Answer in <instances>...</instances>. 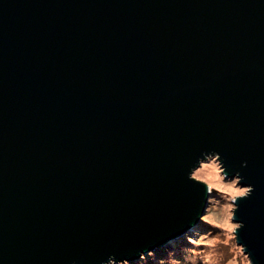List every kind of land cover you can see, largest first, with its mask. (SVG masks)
Masks as SVG:
<instances>
[{
  "label": "water",
  "instance_id": "1",
  "mask_svg": "<svg viewBox=\"0 0 264 264\" xmlns=\"http://www.w3.org/2000/svg\"><path fill=\"white\" fill-rule=\"evenodd\" d=\"M212 151L264 264V0H0V264L168 244Z\"/></svg>",
  "mask_w": 264,
  "mask_h": 264
},
{
  "label": "clouds",
  "instance_id": "2",
  "mask_svg": "<svg viewBox=\"0 0 264 264\" xmlns=\"http://www.w3.org/2000/svg\"><path fill=\"white\" fill-rule=\"evenodd\" d=\"M188 179L205 186L206 204L198 223L182 237L168 242L166 255L157 256L155 250L149 249L146 253L141 251L138 260L129 261L117 260L113 253L101 264H254L247 245L239 241L244 223L236 219L239 200L249 197L254 186L241 183L244 177L239 172L229 178L216 151L203 153Z\"/></svg>",
  "mask_w": 264,
  "mask_h": 264
},
{
  "label": "trees",
  "instance_id": "3",
  "mask_svg": "<svg viewBox=\"0 0 264 264\" xmlns=\"http://www.w3.org/2000/svg\"><path fill=\"white\" fill-rule=\"evenodd\" d=\"M156 251V253H157V256H160V255H166V252H164V248L163 249H156L155 250ZM177 255H179V252H177ZM136 260H138V259H135V260H130V261H136Z\"/></svg>",
  "mask_w": 264,
  "mask_h": 264
},
{
  "label": "rangeland",
  "instance_id": "4",
  "mask_svg": "<svg viewBox=\"0 0 264 264\" xmlns=\"http://www.w3.org/2000/svg\"><path fill=\"white\" fill-rule=\"evenodd\" d=\"M182 236H183V234H182L180 237H182ZM174 240H175V239H174ZM166 245H168V244H166ZM166 245H162V246H160L159 249H160V248H161V249L165 248ZM156 249H158V248H156ZM156 249H155V250H156ZM138 259H139V258H138Z\"/></svg>",
  "mask_w": 264,
  "mask_h": 264
},
{
  "label": "bare ground",
  "instance_id": "5",
  "mask_svg": "<svg viewBox=\"0 0 264 264\" xmlns=\"http://www.w3.org/2000/svg\"><path fill=\"white\" fill-rule=\"evenodd\" d=\"M190 227H191V226H190ZM190 227H189V228H190Z\"/></svg>",
  "mask_w": 264,
  "mask_h": 264
}]
</instances>
